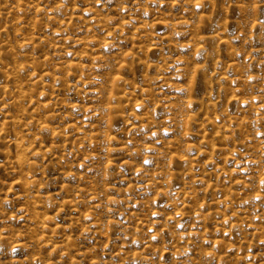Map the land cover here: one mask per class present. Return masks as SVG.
<instances>
[{"label": "rangeland", "instance_id": "374dc122", "mask_svg": "<svg viewBox=\"0 0 264 264\" xmlns=\"http://www.w3.org/2000/svg\"><path fill=\"white\" fill-rule=\"evenodd\" d=\"M0 264H264V0H0Z\"/></svg>", "mask_w": 264, "mask_h": 264}, {"label": "snow or ice", "instance_id": "6c2138e0", "mask_svg": "<svg viewBox=\"0 0 264 264\" xmlns=\"http://www.w3.org/2000/svg\"><path fill=\"white\" fill-rule=\"evenodd\" d=\"M197 7H199V5H197Z\"/></svg>", "mask_w": 264, "mask_h": 264}, {"label": "bare ground", "instance_id": "6f19581e", "mask_svg": "<svg viewBox=\"0 0 264 264\" xmlns=\"http://www.w3.org/2000/svg\"><path fill=\"white\" fill-rule=\"evenodd\" d=\"M210 40V39H209ZM120 98V97H119Z\"/></svg>", "mask_w": 264, "mask_h": 264}]
</instances>
